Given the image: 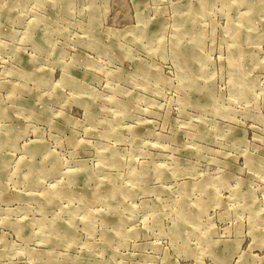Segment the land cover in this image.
<instances>
[{"label":"rangeland","instance_id":"1","mask_svg":"<svg viewBox=\"0 0 264 264\" xmlns=\"http://www.w3.org/2000/svg\"><path fill=\"white\" fill-rule=\"evenodd\" d=\"M0 264H264V0H0Z\"/></svg>","mask_w":264,"mask_h":264},{"label":"bare ground","instance_id":"2","mask_svg":"<svg viewBox=\"0 0 264 264\" xmlns=\"http://www.w3.org/2000/svg\"><path fill=\"white\" fill-rule=\"evenodd\" d=\"M116 190V189H115Z\"/></svg>","mask_w":264,"mask_h":264}]
</instances>
